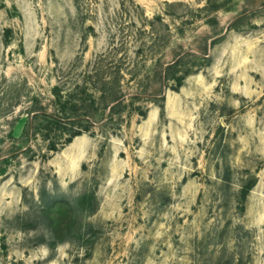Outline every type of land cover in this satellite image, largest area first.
<instances>
[{
    "label": "rangeland",
    "instance_id": "rangeland-1",
    "mask_svg": "<svg viewBox=\"0 0 264 264\" xmlns=\"http://www.w3.org/2000/svg\"><path fill=\"white\" fill-rule=\"evenodd\" d=\"M0 264H264V0H0Z\"/></svg>",
    "mask_w": 264,
    "mask_h": 264
}]
</instances>
